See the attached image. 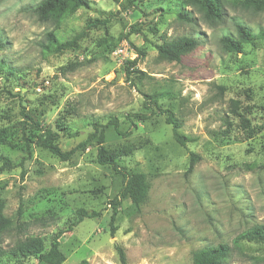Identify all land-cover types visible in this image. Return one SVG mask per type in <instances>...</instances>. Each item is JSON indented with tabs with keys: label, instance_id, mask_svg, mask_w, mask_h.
I'll return each mask as SVG.
<instances>
[{
	"label": "clouds",
	"instance_id": "clouds-1",
	"mask_svg": "<svg viewBox=\"0 0 264 264\" xmlns=\"http://www.w3.org/2000/svg\"><path fill=\"white\" fill-rule=\"evenodd\" d=\"M164 2L169 8L167 14L162 18L159 15L149 17L162 19L159 32L156 36L149 34V40L162 47L173 48L181 47L177 39L181 35L185 40L203 42L205 50L212 49L218 70V74L208 81L209 87L201 93V99L176 97L177 101L187 102L178 103L174 116L177 120L187 113L197 116V108H200L197 123L214 133L218 126L224 128L226 125L215 117L212 110L225 107L227 100V97H220L215 85L224 84L232 91L238 90L232 88V81L228 79L234 75V70L229 68L225 71L220 64V56L216 54L223 53L228 65L244 63L253 56L264 64V0H216L214 12L195 5L193 0ZM44 3L45 0H0V59H15L21 55L35 57L34 70L46 68L48 62L53 67L67 66L68 61L75 64L78 57L79 60L85 58L71 48L61 49L64 54L58 60L49 56L45 61L39 55L34 41L45 38L46 26L49 31L55 28L51 21L46 24L38 19L42 15L40 6ZM80 12L86 13V10L81 9ZM65 23L67 21L60 24L58 33L62 43L76 35L64 32ZM202 25L206 26V32ZM9 38H12V43L6 46ZM241 44L248 56L243 57L241 53V59L237 60L238 53L233 48L238 49ZM254 44L259 53L253 48ZM155 59L157 57L149 49V54L140 61L146 66V74L136 73L133 66L132 76L125 82L122 73H118V82L111 92L106 84L100 82L104 72L90 70L83 79L72 78L73 74L69 72L68 79L52 81L46 69L45 76L50 81L48 91L55 93L58 103L53 107L45 101L27 107L43 111L44 115L40 116L41 134H52L53 142L64 154V160L58 162L59 171L51 176V186L59 190L78 188L87 184L89 174L100 176L109 167L117 168L127 180L132 181L142 195L132 207L116 210L113 225L116 231L111 238L107 234L104 236L108 245L116 241L133 250L135 258L130 260V264H156L154 256L164 258L159 264H203L213 250L223 248H227L239 264H264V245L253 253L237 250L235 243L254 223L264 222V195L260 194L264 185V169L251 170L246 184H236L229 173L216 165L213 157L219 149L212 136L201 131L196 133L191 143L185 141L183 147L178 145L182 136L191 138L196 132L191 125L180 127L170 122L167 125V142L153 141L149 128L167 121L168 110L172 108L169 103H157L155 100L168 87L162 77H152ZM199 61L205 63V57L201 56ZM111 67L107 66L106 70ZM3 86L4 77L0 75V88ZM175 87L179 90L178 85ZM135 89L139 91L134 94ZM15 91L20 92V89L15 88ZM20 95L36 102L43 93L36 88L31 95L27 91L20 92ZM16 111L13 123L23 119L18 115V108ZM258 115L264 116V113ZM210 116L211 120L208 119ZM138 117L145 120L143 129L135 127ZM233 120L235 135L240 132V127L239 121ZM113 125L121 138L104 140L103 130ZM3 126L6 125L0 124ZM101 149H104L102 155L110 162L103 168L95 163ZM191 154L205 158L209 167L202 169L198 164L188 163ZM47 163L49 161H45V165ZM27 166L36 165L28 161ZM45 172L50 175L52 170L45 167ZM110 215L109 210L105 214V222ZM253 215L258 217L256 221L250 219ZM63 224V217L52 222L45 235L55 232ZM99 231L98 228V234ZM30 235L32 232L18 238L23 241ZM16 239L13 229L5 244L14 245ZM137 252L151 255L141 261Z\"/></svg>",
	"mask_w": 264,
	"mask_h": 264
},
{
	"label": "rangeland",
	"instance_id": "rangeland-1",
	"mask_svg": "<svg viewBox=\"0 0 264 264\" xmlns=\"http://www.w3.org/2000/svg\"><path fill=\"white\" fill-rule=\"evenodd\" d=\"M27 7H31L28 5ZM81 9L86 13L80 12ZM169 11L168 5L164 0H133L132 4L121 6L114 0H92L90 8H79L73 14L68 16L64 21V32L66 34L75 33L76 45L71 48L79 56L85 57L78 63L68 61L67 66L53 67L48 62L45 67H38L33 70V61L35 57L27 58L25 55L17 56L15 59L4 57L0 59V75L4 77V86L0 88V124L6 126L0 127V132L4 133V143H0V155L8 156L11 159L13 167L6 166L0 161V198L4 200V213L13 220L12 228L6 232L3 238V247L7 248L13 244H5L9 239V234L15 231L17 240L24 233L32 232L30 236H39L43 239L46 249L49 247L52 237L59 230H67L70 222L76 217L75 210L84 208L88 212L97 211L96 217L84 218L71 230L63 232L59 237V247L65 254L66 258L62 264H120L116 246L122 247L127 264L134 259L133 250L123 244L113 241L110 245L104 241L107 234L109 238L114 235L110 230V216L105 222V214L115 207L128 209L133 205L127 198H120L118 203L113 206L111 200L117 195L122 185V175L119 171L109 167L103 171L100 176H88L86 185L78 188H66L59 190L53 188L50 183L51 176L59 171L58 162H62L57 156L53 155L46 148L36 143V137L40 131L30 127L19 129L13 119L17 114L22 117L23 113L33 114L40 121V116L44 115L40 108H28L33 103L43 104L47 101L53 107L58 103L54 92H49V79L45 76L47 69L48 75L52 81L69 78V72L73 74L72 78H86L90 70L104 72L100 77V82L106 84L109 92L118 82L117 74L122 73L125 82L129 78L126 76V64L135 60L130 67V71H141L145 75V65L140 63L144 56L149 54V49L157 57L153 60L152 77H162L168 87L162 94L155 97L157 103L164 101L172 105L169 110L173 113L178 103L183 104L187 101H177V96L187 97L188 100L193 98L201 99V93L208 87V81L212 80L218 74L215 65V57L212 55V49L205 50L204 45L198 43L197 46L183 55L179 61H170L158 56L154 47L155 41L149 40V34L156 36L160 30L161 20L149 19L159 15L161 18ZM194 14V13H193ZM83 20V23L80 21ZM55 25L53 31L45 27V38L34 41L36 48L39 49V55L45 60L49 56L59 59L63 52L48 53L44 48L46 43V33H59L60 24L49 20ZM43 22V21H41ZM48 21L43 23L47 24ZM126 29V31H125ZM146 29V30H145ZM2 30V29H0ZM202 30L206 32V26L202 25ZM167 30H165V35ZM182 36V35H181ZM180 37V36H179ZM159 39V37H156ZM12 43V38L6 42V46ZM125 45L126 54L116 56L115 50ZM136 48L144 51L143 56H139ZM253 48L256 49L255 44ZM259 53V49H256ZM91 53V55H89ZM237 60L247 57V51L237 52ZM58 54V55H57ZM220 56V64L225 71L231 68L234 75L228 79L232 81V88L238 89L232 91L227 85H215L221 98L227 97L225 107H217L212 110L215 117L222 119L226 125L224 128H218L216 131L209 132L206 127L197 123V116L201 111L197 108V116L190 113L183 114L177 121L181 123L180 127L191 125L196 132L193 136L187 137L188 143L196 138V133L203 132L205 135L212 136L218 144V153L213 157L216 165L232 176L233 182L238 185L246 184L248 176L253 169H264V116L258 115L264 113V64L253 56L244 63L228 65L225 63L223 53H217ZM205 57L206 62L201 64L199 58ZM136 57V59H133ZM18 61H20L18 63ZM112 67L106 70L107 66ZM79 69V71H77ZM132 76V74H131ZM214 83V81H213ZM178 85V89L175 86ZM28 92L29 95L39 88L43 95L36 102L21 96L20 92ZM139 90L135 89L134 94ZM141 95H147L141 93ZM194 102V101H193ZM239 113L246 117L250 122L252 131H244L240 123ZM239 121L240 132L233 134L232 127L234 120ZM208 119H212L210 116ZM23 120V119H21ZM168 123L162 122L155 127H150L149 131L153 141L157 143H166L168 136ZM135 127L143 129L146 127L145 120L136 119ZM104 140L119 139L121 135L117 134L112 128H108L104 134ZM26 143L29 144L31 154L28 155ZM178 145L181 146L179 143ZM87 149L85 148V151ZM180 159V157H177ZM32 161L36 166L28 167L27 162ZM45 161H49L45 165ZM189 161V160H188ZM100 167H104L95 161ZM199 165L202 169L209 167L208 161L198 156L194 166ZM45 167L51 169V174H46ZM215 171V169H212ZM80 178L77 177V180ZM261 195H264V185L261 187ZM35 196H43L39 202H35ZM251 198V193L249 194ZM70 202V203H69ZM21 207V216L18 218V208ZM138 210V209H137ZM117 215V211H116ZM28 217L30 219H25ZM61 217L64 218V224L58 226L57 230L49 235H45L50 224ZM116 219V217H115ZM256 221L258 217H250ZM15 221L18 223L14 225ZM115 220L113 221V225ZM264 222L254 223L261 225ZM252 226V227H253ZM251 227V228H252ZM99 228V234L97 229ZM127 232H125V235ZM159 234V233H157ZM236 248L240 251H255L264 245L263 241H251L239 237L236 240ZM156 248V245H152ZM141 261L148 259L151 253L137 252ZM156 264H159L164 258L153 257ZM36 259L27 258L23 264H35ZM2 264H18L11 258L3 257ZM220 264H239V260L228 251L225 259Z\"/></svg>",
	"mask_w": 264,
	"mask_h": 264
},
{
	"label": "trees",
	"instance_id": "trees-1",
	"mask_svg": "<svg viewBox=\"0 0 264 264\" xmlns=\"http://www.w3.org/2000/svg\"><path fill=\"white\" fill-rule=\"evenodd\" d=\"M119 3L121 6H126L132 4L133 0H114ZM92 0H45V3L40 6L41 8V21H54L57 25L61 24L63 20H65L68 16L73 14L79 8H90ZM193 3L199 7L208 9L209 11H215L217 5L216 0H193ZM243 36V33L241 34ZM180 41V48L162 47L160 44H154V47L157 50L158 56L162 59L170 60V61H179L181 57L191 50H193L197 46L196 41L185 40L183 36L177 37ZM77 38L70 41H64L63 43L60 41L59 35L56 32H47L46 33V43L44 44V48L48 53H59L61 49L67 50L68 48H73L76 45ZM243 49V45L241 44L240 48H233L234 51L241 52ZM138 55L143 56L144 51L141 48H136ZM135 63V60L129 61L126 64V76L127 78L131 77L132 71H130V67ZM136 73H141L139 70H135ZM157 102V101H156ZM169 119L166 121L167 123H172L173 126H181V123L174 119L173 113L168 110ZM240 118V123L242 124V129L244 131H252L250 128L249 120L243 115L236 113ZM23 120H20L16 123V126L19 129H24L25 127H30L35 130L40 131V133L36 137L37 145L46 148L53 155L57 156L60 160H64V154L58 145L53 142L52 134L50 133H42L41 123L35 115L23 113ZM139 120H144L142 118H137ZM113 131L117 134L121 135L118 129L113 125ZM108 128L104 129L102 132L103 139H105L104 134ZM4 133L0 132V143H4ZM188 141V138L185 136L181 137V140L178 143L183 146V142ZM26 150L28 155L31 154V150L29 144L26 143ZM101 154L97 156V162L101 165H105L106 163H110L103 155L104 149L100 150ZM198 158V155L191 154L189 157L188 163L194 166L195 160ZM0 161L2 164L13 167L11 159L8 156L0 155ZM113 168V167H112ZM117 170L122 175V185L116 196L111 200V204L115 206L118 203L120 198H127L131 201L132 205L136 204L137 199L142 192H138L136 187L133 185L132 181H129L125 178L120 170L117 168H113ZM43 196H35V202H39ZM5 203L4 200L0 198V264H2L3 257L11 258L16 261L18 264H23V261L27 258L33 257L36 259L35 264H62L66 258L65 254L61 251L59 247V237L60 235L72 229L73 226L77 225L84 218L96 217L99 215L97 211L88 212L84 208H78L75 210V219L70 222L67 230H59L52 237L51 243L49 247L46 249L44 241L39 236H29L26 240H17L14 245L10 247H3V238L6 232H8L13 226V220L8 217L4 213ZM21 207L18 208V218L21 216ZM116 217V209L115 207L112 210V214L110 216V230L111 233L114 232L115 228L113 227V221ZM20 226V223L15 221L14 225ZM242 239L251 240V241H263L264 240V224L253 226L248 232L244 233L241 236ZM116 251L118 253L120 264H127L126 255L122 247L116 246ZM228 254V249L223 248L222 250H213V252L205 258L203 264H220L223 259L226 258Z\"/></svg>",
	"mask_w": 264,
	"mask_h": 264
},
{
	"label": "built area",
	"instance_id": "built-area-1",
	"mask_svg": "<svg viewBox=\"0 0 264 264\" xmlns=\"http://www.w3.org/2000/svg\"><path fill=\"white\" fill-rule=\"evenodd\" d=\"M126 47H125V45H122V46H120V47H118L116 50H115V52H114V54L116 55V56H123L124 57V55L126 54Z\"/></svg>",
	"mask_w": 264,
	"mask_h": 264
}]
</instances>
